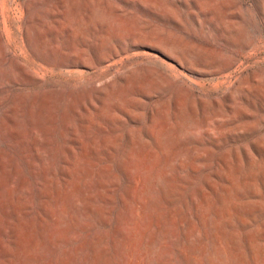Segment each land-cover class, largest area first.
<instances>
[{
    "label": "rangeland",
    "instance_id": "obj_1",
    "mask_svg": "<svg viewBox=\"0 0 264 264\" xmlns=\"http://www.w3.org/2000/svg\"><path fill=\"white\" fill-rule=\"evenodd\" d=\"M0 37V264H264V0H0Z\"/></svg>",
    "mask_w": 264,
    "mask_h": 264
},
{
    "label": "bare ground",
    "instance_id": "obj_2",
    "mask_svg": "<svg viewBox=\"0 0 264 264\" xmlns=\"http://www.w3.org/2000/svg\"><path fill=\"white\" fill-rule=\"evenodd\" d=\"M0 38H1V37H0ZM8 40H9V39H8ZM1 41H2V40H1ZM2 43H3V42H2ZM2 43H1V44H2ZM1 46H2V45H1Z\"/></svg>",
    "mask_w": 264,
    "mask_h": 264
}]
</instances>
